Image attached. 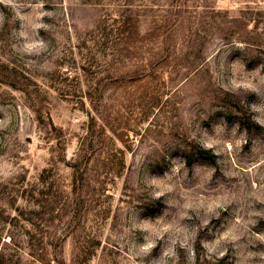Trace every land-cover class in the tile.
Listing matches in <instances>:
<instances>
[{
	"label": "rangeland",
	"instance_id": "1",
	"mask_svg": "<svg viewBox=\"0 0 264 264\" xmlns=\"http://www.w3.org/2000/svg\"><path fill=\"white\" fill-rule=\"evenodd\" d=\"M0 264H264V0H0Z\"/></svg>",
	"mask_w": 264,
	"mask_h": 264
},
{
	"label": "trees",
	"instance_id": "2",
	"mask_svg": "<svg viewBox=\"0 0 264 264\" xmlns=\"http://www.w3.org/2000/svg\"><path fill=\"white\" fill-rule=\"evenodd\" d=\"M253 126H255L254 124H251L249 121H248V123H247V129H249L250 131H252L254 128H256V129H261V127H259V126H256V127H253ZM196 150H197V152H199V154L203 157V158H206V154H207V152H204V151H202V150H200V149H198V148H196Z\"/></svg>",
	"mask_w": 264,
	"mask_h": 264
}]
</instances>
